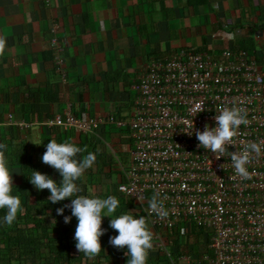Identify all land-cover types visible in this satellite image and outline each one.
I'll use <instances>...</instances> for the list:
<instances>
[{"label":"crops","instance_id":"crops-1","mask_svg":"<svg viewBox=\"0 0 264 264\" xmlns=\"http://www.w3.org/2000/svg\"><path fill=\"white\" fill-rule=\"evenodd\" d=\"M0 40V144L6 145L0 163L13 173V187L28 189L33 203L38 190L28 177L33 169L59 183L60 173L42 156L51 139L71 141L97 157L77 181V195L115 196L120 205L114 216L138 217L141 207L117 191L132 164L130 130L116 124L133 114V83L151 61L181 51L245 50L264 60V0H0ZM68 106L82 119L105 123L85 135L48 123ZM41 192L60 208L48 201L49 190ZM57 215L62 221L50 220L51 226L75 233L76 218L63 222L71 209ZM111 219L105 216L102 222L106 255L82 256L79 264H127V248L109 243L118 235ZM148 227L153 248L147 264H210L201 229L187 225L178 234ZM157 236L162 246L156 245Z\"/></svg>","mask_w":264,"mask_h":264},{"label":"built area","instance_id":"built-area-1","mask_svg":"<svg viewBox=\"0 0 264 264\" xmlns=\"http://www.w3.org/2000/svg\"><path fill=\"white\" fill-rule=\"evenodd\" d=\"M132 88L133 114L116 124L130 130L132 164L117 191L141 207L138 217L148 226L176 232L194 225L205 232L210 264H264V60L245 50L181 51L151 61ZM217 106L240 107L249 121L226 146L228 154L261 145L246 166L250 179L235 174L230 155L217 159L199 146L195 132L217 126ZM48 123L85 135L105 121L82 119L68 106ZM154 191L164 200L165 218L145 211ZM155 242L163 245L159 236Z\"/></svg>","mask_w":264,"mask_h":264},{"label":"clouds","instance_id":"clouds-1","mask_svg":"<svg viewBox=\"0 0 264 264\" xmlns=\"http://www.w3.org/2000/svg\"><path fill=\"white\" fill-rule=\"evenodd\" d=\"M4 50V41L0 40V54ZM217 115L214 117L217 126H205V130H196V138L199 146L215 153L217 159L230 155L232 167L237 176L250 179L251 175L247 165L251 163L252 154H261V145L249 143L243 150L227 153V147L233 145V139L239 127L249 123L246 113L240 107L217 106ZM203 109L200 110L202 112ZM192 129V125H188ZM195 129V128H194ZM193 130L185 131L191 133ZM33 143L39 145L42 143ZM6 149V145L0 144V151ZM86 147H80L75 142H57L51 139L46 146V151L42 156V162L54 168L60 173L61 181L57 183L46 173L33 169L28 175L30 182L36 189L49 190L51 195L48 201L58 203L67 198H72L69 205H65L57 210L58 214L64 213V208L71 209V215L64 217V222L69 223L72 217H76L78 224L75 230L74 239L79 252L88 257H95L103 249L100 237L104 235L105 229L102 227L103 218L111 217L110 227L118 235L110 237L109 243L117 248H127L125 255L128 257L127 264H147L149 251L153 248V236L148 227L145 217H135L131 214H121L114 216L113 213L120 205V201L115 196L107 198L89 197L77 195L81 191L77 181L81 179L87 169L92 168L97 159L94 152H87ZM80 156L78 159L77 157ZM224 168V165H221ZM13 173L2 163H0V210H5V215L0 218V223L11 226L18 215L23 212L22 201L18 194H13ZM138 199L143 203L145 197L140 194ZM145 209L149 215L156 214L160 218H165L168 211L165 209L164 200L159 191H154L150 199L147 200Z\"/></svg>","mask_w":264,"mask_h":264},{"label":"trees","instance_id":"trees-1","mask_svg":"<svg viewBox=\"0 0 264 264\" xmlns=\"http://www.w3.org/2000/svg\"><path fill=\"white\" fill-rule=\"evenodd\" d=\"M30 170L29 166L25 171ZM13 194L20 196L23 212L10 227L0 223V264H79L77 261L86 255L76 252L75 233L67 228L61 231L50 224V220L62 221L56 212L59 206L48 203L39 190L33 195V203L28 189L16 186ZM58 204L64 207L63 202V206L61 201ZM4 215L5 210H0V218ZM178 230L176 233L180 234ZM105 255V250H101L96 256Z\"/></svg>","mask_w":264,"mask_h":264},{"label":"bare ground","instance_id":"bare-ground-1","mask_svg":"<svg viewBox=\"0 0 264 264\" xmlns=\"http://www.w3.org/2000/svg\"><path fill=\"white\" fill-rule=\"evenodd\" d=\"M156 61V60H155ZM62 117V116H61ZM129 154V153H128Z\"/></svg>","mask_w":264,"mask_h":264}]
</instances>
